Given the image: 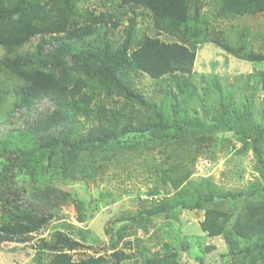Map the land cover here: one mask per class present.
I'll return each mask as SVG.
<instances>
[{
	"label": "trees",
	"instance_id": "16d2710c",
	"mask_svg": "<svg viewBox=\"0 0 264 264\" xmlns=\"http://www.w3.org/2000/svg\"><path fill=\"white\" fill-rule=\"evenodd\" d=\"M87 1L0 0V127L12 125L16 114L22 120L20 128L0 136V246L31 242L63 205L72 203L79 210L63 186L94 179L97 169L117 153L158 148L163 159L157 172L169 193L120 222L127 220L147 233L154 218L167 219L177 210L203 211L200 231L207 238L221 237L228 255L237 258L234 264H264V187L255 185L263 198L239 212L207 207L215 196L235 202L250 193L216 194L206 179L190 182L196 151L207 137L192 133L202 130L203 123L188 116L192 108L186 107L193 96L199 97L191 80L198 46L212 43L239 60L264 62V49L232 46L212 26V20L264 14V0H116L112 10L99 13L81 9L79 4ZM208 4L215 6L212 20L203 12ZM144 12L151 17L154 37L136 35L137 17ZM128 14L124 37L114 46L109 34ZM33 39V49L25 50ZM137 74L155 81L167 78L162 98L157 101L138 89L133 81ZM255 75V88L259 83L264 92V73ZM213 86L217 89L215 82ZM218 93L221 103L226 94ZM244 98L243 108L251 112L253 92ZM244 130L240 127L236 134L254 143L264 180V123L251 122L249 131L255 136ZM47 173L55 181L48 183ZM41 180L43 187L33 188L29 196L14 188L18 181L36 186ZM111 235L109 258L75 259L73 252L88 247L61 231L34 247L48 257L47 264H122L133 259V253L117 248L129 244L123 241L130 235L126 229ZM177 256L165 244L162 253L142 254L141 264H180Z\"/></svg>",
	"mask_w": 264,
	"mask_h": 264
},
{
	"label": "rangeland",
	"instance_id": "374dc122",
	"mask_svg": "<svg viewBox=\"0 0 264 264\" xmlns=\"http://www.w3.org/2000/svg\"><path fill=\"white\" fill-rule=\"evenodd\" d=\"M116 4V0H88L83 4L80 3L79 6L81 9L89 8L99 13L112 10ZM214 10V4H208L203 12L211 18ZM125 12L127 13L128 10ZM130 15L124 16L121 26L110 32L109 37L114 46L122 41L123 31L127 27V17ZM150 19V15L145 12L137 17V36H155L156 31ZM212 26L216 36L230 45L237 46L242 43L253 51L263 52L264 14L212 20ZM219 32L222 33L221 36ZM160 39L171 41L165 35H161ZM36 42L37 39H33L24 49L32 50ZM2 55L3 51L0 50V58ZM256 73H264V62L249 63L239 60L212 43L197 47L191 80L199 97L193 96L186 107L192 108L188 116L197 118L203 123V129L200 128L202 130L192 133L204 134L207 140L196 151L199 157L194 163L190 182L206 179L216 194L218 192L227 195L250 193V196L244 199L245 202L244 200L233 202L229 197L220 199L215 196L214 204L207 207L225 212L235 210L239 212L248 208L252 202L256 203L263 198L260 196V190L253 188L257 184L264 187V180L257 170L260 166L253 151L254 143L243 141L242 138L246 137L241 135V138L236 134L240 127L249 131L251 122L260 125L264 123V92L259 83L255 88ZM133 81L147 97L155 98L157 101L162 98L160 92L167 91L169 83L167 78L155 81L143 74L133 76ZM213 82L217 85V89L213 86ZM218 89L221 94H226L224 99L221 96L223 100L221 103L217 97ZM251 91L254 98L253 108L251 112H246L243 108V105L247 106L244 104L246 103L244 96L249 98ZM204 92L207 94L204 95ZM228 96L231 98L228 99ZM199 98L204 100L200 101ZM37 110L42 108L37 106ZM167 113L170 115L171 111L167 110ZM21 122L19 115L16 114L12 125L6 123L7 125L0 127V136L6 134L12 127L20 128ZM244 131L241 134H244ZM216 133L220 140H217ZM223 133L224 137H222ZM250 133L255 136L252 131ZM250 133L247 138L250 137ZM261 147L264 151V140L261 142ZM162 159L158 148L147 151L139 147L136 153H117L97 169L94 179L89 178L63 186L65 192L80 205L79 210L72 203L63 205L60 209L54 210L56 216L48 225L32 235L31 242L1 245L0 264H47L48 257L38 252L34 244L40 239L50 240L55 231H61L88 247L73 252L75 259L87 255H104L109 258L111 233H115L121 227L130 234L123 240H129L127 241L129 244L124 245L125 243L122 242L117 248L135 255L133 259L122 264H141L142 254L150 257L155 252L162 253L165 244L177 252L180 264L200 262L234 264L237 258L228 255L221 237L207 238L200 231L199 223L203 220V211L177 210L169 213L167 219L154 218L147 223V233L130 225L127 220L120 222L127 219V216L149 207L154 201L162 200L169 193V188L163 187V180L157 172L161 167ZM49 178L50 175L47 173L44 179L49 180ZM53 181L55 180L52 178L48 183ZM23 183L22 185L18 181L14 188H20L25 196H29L33 188H41L45 182L41 180L36 186H32L34 183L30 184L27 181ZM24 186L25 191L21 189ZM249 186L251 189L248 190Z\"/></svg>",
	"mask_w": 264,
	"mask_h": 264
}]
</instances>
